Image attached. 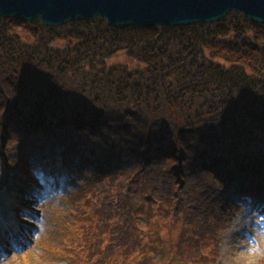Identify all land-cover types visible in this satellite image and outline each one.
Segmentation results:
<instances>
[{
	"label": "trees",
	"instance_id": "trees-1",
	"mask_svg": "<svg viewBox=\"0 0 264 264\" xmlns=\"http://www.w3.org/2000/svg\"><path fill=\"white\" fill-rule=\"evenodd\" d=\"M34 172L69 180L74 264H216L264 197V24L0 16V203L21 208ZM3 221L0 246L23 230Z\"/></svg>",
	"mask_w": 264,
	"mask_h": 264
},
{
	"label": "rangeland",
	"instance_id": "rangeland-1",
	"mask_svg": "<svg viewBox=\"0 0 264 264\" xmlns=\"http://www.w3.org/2000/svg\"><path fill=\"white\" fill-rule=\"evenodd\" d=\"M127 59L122 54L114 56L109 63L124 62ZM15 172V170H11ZM36 178L38 172H34ZM63 180L52 178L49 182L42 180L33 193L25 195L26 210L13 209V213L20 218L25 229L20 235L17 244L27 241L26 252H18L16 246H1L0 262L2 264H74L69 260L65 251L68 241L75 238L73 227L69 228V222L78 224L84 219L74 221L66 209L67 201L57 197L45 206V216L41 225L37 221L40 218L39 202L55 199L56 192L65 190ZM12 190V187H9ZM11 210L5 202L0 203V217H6ZM21 214V215H20ZM85 217V216H83ZM1 221V220H0ZM2 222V221H1ZM79 223V224H80ZM1 225V223H0ZM42 228L41 235L31 239V230ZM72 230V232L70 231ZM33 243L37 244L32 247ZM62 249V250H61ZM17 250V251H15ZM264 260V201H257L252 206L244 207L241 212L234 215L230 225L221 233L220 256L217 264H261ZM166 261L164 264H175ZM177 263V262H176Z\"/></svg>",
	"mask_w": 264,
	"mask_h": 264
},
{
	"label": "water",
	"instance_id": "water-1",
	"mask_svg": "<svg viewBox=\"0 0 264 264\" xmlns=\"http://www.w3.org/2000/svg\"><path fill=\"white\" fill-rule=\"evenodd\" d=\"M230 11L264 23V0H0L1 17L37 18L46 25L101 17L116 27L182 26L213 22Z\"/></svg>",
	"mask_w": 264,
	"mask_h": 264
}]
</instances>
